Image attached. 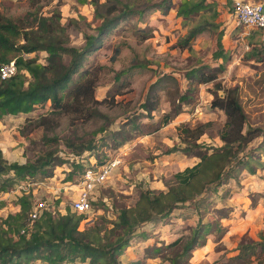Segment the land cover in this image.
Here are the masks:
<instances>
[{"label":"rangeland","instance_id":"rangeland-1","mask_svg":"<svg viewBox=\"0 0 264 264\" xmlns=\"http://www.w3.org/2000/svg\"><path fill=\"white\" fill-rule=\"evenodd\" d=\"M90 1L0 0V10L6 16L23 22H27L30 11L48 15L59 6L63 24L68 23L69 18L77 20L68 27L70 44L74 46L83 45L84 33H96L100 16L108 15L107 11L117 2L120 3L118 8H123V3L131 4L135 12L106 35L101 47L86 58L81 68L92 69L97 74L94 100L99 102L93 101L85 113L56 109L52 114L48 101L27 115H8L0 119V145L9 162L25 163L49 149L68 156L72 151L65 146L67 142L92 143L96 158L121 154V164L98 191L106 208H93L81 222L80 229L100 221L101 216L112 221L118 208L134 205L141 190H166L176 171L192 166L202 152L221 145L218 134L225 116L221 110L211 107L212 100L221 95L216 89L219 86L237 88L248 124L263 133V137H256L248 147L254 148L264 140V60L254 59L264 56L255 43L258 29L244 25L234 27L228 0H214L218 3L220 29L224 31L222 43L231 56L223 71H219L212 58L216 50L214 33L198 35L191 43L193 51L175 46L187 31L182 20L175 17L181 0H172V9L167 14L158 10L149 12L151 4L161 0H99L98 4ZM115 48L119 53L113 58ZM24 56L36 57L38 62L45 63L44 52ZM197 68L199 73L217 78L206 83H199L198 77L189 78L191 70ZM78 78L79 75H74L73 80ZM151 86L150 102L156 101L157 107L146 112L141 105ZM88 114L91 117L85 119ZM165 114L169 116L166 124L163 123ZM41 116L45 122L39 126ZM198 126L204 132L195 139L200 130ZM113 137L118 141L125 137L130 139L115 147ZM169 148L174 151L165 154ZM63 154L59 152L53 176H36L35 201L52 205L55 199L51 195L59 194L60 187L72 184L63 182L70 170V159ZM261 159L264 160V154ZM4 178L0 177V184ZM14 188L15 185L7 187L8 197L0 196V218L16 212ZM50 188L55 192L47 193ZM74 192L75 188H67V194L61 195L63 213L72 211L70 199ZM199 220L211 222L213 228L205 235L202 245L193 250L188 264L227 263L240 242L257 240L258 233L264 229V168H257L254 175L242 170L237 179L226 176L215 193L206 190L193 201L179 204L168 215L140 225L121 256V264L137 259H142L144 264H168L158 256L145 255L155 246L188 239ZM214 222L221 223V232L214 230Z\"/></svg>","mask_w":264,"mask_h":264},{"label":"trees","instance_id":"trees-1","mask_svg":"<svg viewBox=\"0 0 264 264\" xmlns=\"http://www.w3.org/2000/svg\"><path fill=\"white\" fill-rule=\"evenodd\" d=\"M99 0H91L98 4ZM84 3L86 0H80ZM172 0H161L151 4L149 12L158 10L167 14L172 9ZM233 0H228L229 10L233 11ZM114 4L106 14L101 15V23L96 26V33H84V43L81 46L70 44L68 27L77 23L75 18H69L68 23L61 22L62 15L59 6H55L48 15L38 11L27 13V22L6 16L0 10V68L14 60L16 73L7 79H0V119L4 116L27 115L37 106L48 101L51 103L50 113L71 111L83 112L90 109L94 101L97 74L92 69H81L86 58L97 51L107 34L120 21L125 20L133 12L131 4L123 3V8ZM117 12V15L111 14ZM141 13V12H138ZM110 16V17H109ZM175 17L182 20L187 27L186 33L179 37L176 47L181 50L193 51L192 41L204 32L216 36V50L212 53L219 71H223L231 56L225 49L222 38L224 31L220 29L218 3L214 0H181L175 9ZM258 52L264 54L263 31L258 29ZM251 43H254L250 40ZM44 52L45 63L37 61L36 57H25L26 54ZM119 53L115 48L113 58ZM255 53V52H253ZM252 54V52L250 53ZM67 58V61L65 60ZM255 60L263 61L254 57ZM200 69L191 70L189 78L198 77L199 83L216 79V75L199 73ZM74 75H79L73 80ZM72 83V87L70 86ZM150 87L146 101L141 108L152 112L157 102H150ZM221 91L211 102L212 108L224 113L225 122L219 131L221 145L213 147L199 155V160L192 166H187L173 174V181L166 190L155 192L151 189L141 190L134 205L118 208L115 218L108 220L101 216L87 227L80 229L85 219L83 214L67 210L61 213L58 200L52 203L51 210H44L41 215L30 220L35 197L31 192L16 197L19 210L0 218V264H121V256L129 247L131 239L138 227L151 222L156 217L168 215L179 204H186L202 195L206 190L215 193L219 186L229 176L237 179L238 173L246 170L254 175L257 168H264V140L254 148L248 145L256 138L263 137L260 129L247 122L246 114L241 105L237 88L217 87ZM184 99V97H182ZM91 116L88 114L85 119ZM45 118H39V126L44 125ZM169 122L168 114L164 115V124ZM195 139L204 130L198 126ZM116 141L115 147L124 145L130 138ZM66 147L71 153L65 156L61 151L49 149L39 154L33 160L25 163L9 162L0 148V177H5L0 184V191L6 192L8 186L18 181L34 182L36 176L50 178L52 169L57 166L59 152L70 159V170L63 182L75 183L89 163L93 155L92 143L67 142ZM174 149H167L169 154ZM87 156H86V155ZM97 164L104 163L108 158H97ZM101 196L92 207L98 210L106 208ZM215 231L221 232L220 222H214ZM213 228L211 222L198 221L190 231L186 240L178 239L166 245L155 246L145 257H160L168 264H188L193 250L201 246L205 235ZM235 255L224 264H264V229L258 233L257 240L240 242ZM129 264H144L142 259L132 260Z\"/></svg>","mask_w":264,"mask_h":264},{"label":"built area","instance_id":"built-area-1","mask_svg":"<svg viewBox=\"0 0 264 264\" xmlns=\"http://www.w3.org/2000/svg\"><path fill=\"white\" fill-rule=\"evenodd\" d=\"M264 0L250 1V0H234L233 11L229 16L233 17L234 27L244 25L247 27L261 29L263 31L264 39ZM16 73L15 61L11 60L0 68V79H7ZM62 154V153H61ZM69 154V153H68ZM86 155V154H85ZM90 157H94L92 161ZM121 154L110 156L104 163L98 165L95 156H89L87 162L89 163L81 175L78 182L70 184V188L76 189L75 198L70 200V207L73 212L83 214L86 218L88 214L93 212L92 202H95L99 196V190L114 174L115 170L122 162ZM36 182L18 181L12 191L16 197L23 193L31 192L35 197L37 190L33 185ZM44 201H34L33 208L30 213V220L38 218L44 210H51L52 205ZM85 220V219H84Z\"/></svg>","mask_w":264,"mask_h":264},{"label":"crops","instance_id":"crops-1","mask_svg":"<svg viewBox=\"0 0 264 264\" xmlns=\"http://www.w3.org/2000/svg\"><path fill=\"white\" fill-rule=\"evenodd\" d=\"M20 115V114H19ZM19 115H17V116H19ZM22 115H25V114H22ZM16 116V117H17ZM4 147V146H3ZM0 148H1V150H2V152L4 151L5 152V149L4 148H2V146L0 145ZM67 188H70V186H67V187H64V186H62V187H60L59 188V194H57V195H55V196H52L51 195V197L53 198V199H55V201L56 200H58V204H57V208H58V210L61 212V213H63L64 212V208H62L63 207V204H64V202L62 201V197H61V195H63V194H67ZM69 190H71V189H69ZM55 191L52 189L51 190V188H50V190H47V193H54ZM4 196V197H8L9 196V193L8 192H1L0 193V196ZM73 198H75V195H76V192H74L73 194ZM73 198H71V199H73ZM3 199H5V198H3ZM48 199H51V198H48ZM70 199V200H71ZM15 207V211H18L19 210V207H17V206H14Z\"/></svg>","mask_w":264,"mask_h":264},{"label":"water","instance_id":"water-1","mask_svg":"<svg viewBox=\"0 0 264 264\" xmlns=\"http://www.w3.org/2000/svg\"><path fill=\"white\" fill-rule=\"evenodd\" d=\"M263 13H264V7H263Z\"/></svg>","mask_w":264,"mask_h":264}]
</instances>
